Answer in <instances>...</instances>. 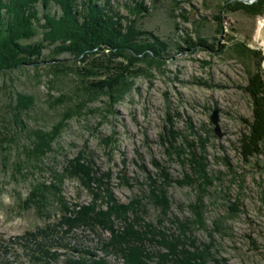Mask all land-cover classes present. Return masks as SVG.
Masks as SVG:
<instances>
[{
    "label": "trees",
    "instance_id": "trees-1",
    "mask_svg": "<svg viewBox=\"0 0 264 264\" xmlns=\"http://www.w3.org/2000/svg\"><path fill=\"white\" fill-rule=\"evenodd\" d=\"M151 1L157 3L162 0ZM165 1L172 3V10L178 8L180 2ZM236 11L251 17L263 15L264 0H256L252 4L242 0H224L214 15L218 34L222 33L224 13ZM144 12H149V9L142 5V0L132 6V18L113 9L108 0L103 3L99 0H0V74L23 65H36L39 61L51 62L46 70L52 76L49 81L51 90H60L69 83L67 81L75 84L72 90L55 97L54 105H63V111L58 113L59 119L47 130L43 128L44 117L39 112L33 117L42 125L37 124L34 129L21 118L22 112L29 117V112L37 106L36 96L18 90L9 91V102L4 107L12 117L0 113V157L10 156L6 150L12 144L21 148L15 155L13 171L27 177L30 169L24 171V166L47 169L53 181L33 183L25 202L35 205L39 214L46 217L50 216L49 207L56 202L62 218L57 223L38 226L34 231L28 230L7 241L0 236V264H208L211 261L225 264L216 257L215 250L210 249L213 242H202L194 235L196 228L205 230L210 236L212 232L223 233L226 229L220 216L214 218L213 227L208 228L205 215L204 198L214 182L221 180V175L210 171L203 146L200 149L196 140L190 139L187 133L174 129V117L169 111L166 112V125L159 142L166 157L179 163L181 175L172 177L166 166L154 162L159 169L158 176H147L149 189L127 203L114 197L107 181L109 172L102 173L85 149L70 159L62 172L43 165V157L53 150L52 144L69 118L81 112H112L113 106L133 87L135 77L150 75L152 68H161L164 64L171 43L153 30L138 26L136 18ZM174 26L179 29L178 23ZM179 38L175 47L180 51L197 46L221 51V47L213 49L214 42L199 33L193 37L186 32ZM230 49L253 63L252 70L246 72L243 86L250 98L251 117L241 118L245 129L237 138L236 150L244 162L263 173V53L242 43H235ZM45 50L48 53H44ZM59 55H67L68 59L61 60ZM44 57L46 59H42ZM34 69L38 77L37 66ZM55 82L61 85L55 87ZM98 96H105L103 109L88 105ZM20 140L27 142L24 144ZM115 140L113 135L102 138V143L108 147L107 153L115 149L111 144ZM232 172L235 178L236 172ZM66 177L75 179L90 194L88 204L69 205L66 202L60 186ZM124 182L127 183L126 179ZM171 185L188 187L195 192L188 202L190 216L185 219L168 217L172 203L168 187ZM238 185L242 191L243 182ZM240 193L232 202L229 195L225 196L223 206L226 214L223 217L232 218L241 213ZM147 203L159 210L156 223L144 219ZM165 220H170L178 230L163 226ZM63 225L66 233L81 226L92 230L101 227L109 231V236L100 238L95 248L77 242L70 244L64 240V234H59L58 227ZM12 244H18L20 252H15Z\"/></svg>",
    "mask_w": 264,
    "mask_h": 264
},
{
    "label": "rangeland",
    "instance_id": "rangeland-1",
    "mask_svg": "<svg viewBox=\"0 0 264 264\" xmlns=\"http://www.w3.org/2000/svg\"><path fill=\"white\" fill-rule=\"evenodd\" d=\"M99 1L103 3L105 0ZM108 1L120 14L132 18L130 10L140 0ZM244 1L252 4L256 0ZM223 2L180 0L178 8L172 10L171 2L142 0V5L149 12L137 16L138 26L153 30L171 43L164 64L161 68H152L150 75L135 77L133 87L113 106L112 112H81L69 118L54 140L53 150L43 157V165L62 172L68 161L85 149L102 173L109 172L107 181L114 197L119 202L127 203L149 189L147 176H158L159 169L154 162L166 166L172 177L181 175L179 163L166 157L159 142L166 125V112L169 111L174 117V129L187 133L190 139L196 140L199 148L203 146L210 171L221 175V180L214 182L204 198L205 215L208 228L213 227L212 220L220 216L226 229L223 233L212 232L210 236L205 230L196 228L194 235L202 242H213L210 249L215 250L216 257H220L225 264H264V172L259 173L244 162L236 150L237 138L245 129L241 118L251 117L250 98L243 86L246 83V72L252 70L253 63L251 59H244L230 49L233 44L242 43L263 52L261 29L264 27V14L251 17L242 11L224 13L222 33L218 34L214 15ZM175 23L179 25L178 30L175 29ZM186 32L193 37L197 33L209 37L214 42L213 49L221 47V51L200 46L180 51L175 45L180 41L179 36ZM44 53H48L47 50ZM58 58L63 60L68 59V56L59 55ZM50 63L39 61L36 65H23L0 74L1 115L12 117L4 107L9 102V91L33 93L37 106L29 112V117L22 112L21 118L29 128L34 129L37 124L43 123V128L50 129L59 119L58 113L63 111V105H54L55 97L75 86L73 81H67L69 83L60 90H51L49 81L52 76L46 72ZM34 66H37L40 74L38 77L34 74ZM57 82L55 87L61 85ZM104 100L105 96H98L88 105L103 109ZM215 109L219 125L217 132L210 121V115ZM37 112L44 117L42 123L35 122L33 116ZM110 135L116 139L111 143L115 149L107 153L108 147L102 143V138ZM26 142L21 141L24 144ZM19 150L20 147L15 148L11 144V148L6 150L10 156L0 157V236L5 241L21 236L28 230L34 231L38 226L57 223L62 218L56 202L49 207V217L40 215L35 205L26 204L33 183L42 181L48 184L53 178L47 169L24 166V171L30 169L27 177L13 171V161ZM233 170L236 172L235 178ZM242 182L241 191L238 184ZM60 186L61 195L69 205L89 203L90 194L75 179L66 177ZM239 192L241 213L232 218L223 217L226 214L223 206L225 196L229 195L232 202ZM168 194L172 202L168 217H189L188 202L194 196V190L171 185ZM145 209L144 219L156 223L159 210L150 203L146 204ZM162 225L172 231L178 230L170 220H165ZM58 228L66 242H77L89 248H95L100 238L106 239L109 236V231L101 227L92 230L81 226L68 233L65 232V225ZM12 247L15 252H20L18 244H12ZM208 264L217 262L211 261Z\"/></svg>",
    "mask_w": 264,
    "mask_h": 264
},
{
    "label": "water",
    "instance_id": "water-1",
    "mask_svg": "<svg viewBox=\"0 0 264 264\" xmlns=\"http://www.w3.org/2000/svg\"><path fill=\"white\" fill-rule=\"evenodd\" d=\"M263 60H262V67L264 68V50H263ZM210 121L214 124V131L217 132L219 130V125H218V117H217V110L215 109L211 115H210Z\"/></svg>",
    "mask_w": 264,
    "mask_h": 264
},
{
    "label": "bare ground",
    "instance_id": "bare-ground-1",
    "mask_svg": "<svg viewBox=\"0 0 264 264\" xmlns=\"http://www.w3.org/2000/svg\"><path fill=\"white\" fill-rule=\"evenodd\" d=\"M261 30V40L264 41V27Z\"/></svg>",
    "mask_w": 264,
    "mask_h": 264
},
{
    "label": "built area",
    "instance_id": "built-area-1",
    "mask_svg": "<svg viewBox=\"0 0 264 264\" xmlns=\"http://www.w3.org/2000/svg\"><path fill=\"white\" fill-rule=\"evenodd\" d=\"M244 1V0H243ZM248 1H250V0H248ZM245 2V1H244Z\"/></svg>",
    "mask_w": 264,
    "mask_h": 264
}]
</instances>
